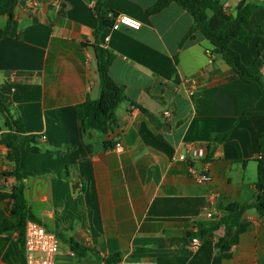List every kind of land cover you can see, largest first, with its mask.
<instances>
[{
	"label": "crops",
	"instance_id": "1",
	"mask_svg": "<svg viewBox=\"0 0 264 264\" xmlns=\"http://www.w3.org/2000/svg\"><path fill=\"white\" fill-rule=\"evenodd\" d=\"M158 1L107 0L109 12L142 24L114 31L100 26L99 0H21L11 34L0 42V101L7 106L0 110V226L17 171L25 174L29 213L59 238L57 264H264V218L254 208L241 217L228 250L223 224L204 239L195 236L229 205L256 202L264 100L200 31L190 36L195 21L187 10L171 3L149 13ZM220 1L233 15L243 1L257 6L246 26L253 41L231 42L251 66L264 0ZM6 22L0 17V30ZM95 46L114 54L110 75L126 94L106 134L85 132L76 116L77 106L100 96ZM9 118L17 128L8 127ZM228 131L226 141L212 140ZM10 132L18 168L2 139ZM191 148L204 156L180 160ZM193 171L209 173L211 182L197 183ZM16 235L0 234V263L23 264Z\"/></svg>",
	"mask_w": 264,
	"mask_h": 264
},
{
	"label": "trees",
	"instance_id": "2",
	"mask_svg": "<svg viewBox=\"0 0 264 264\" xmlns=\"http://www.w3.org/2000/svg\"><path fill=\"white\" fill-rule=\"evenodd\" d=\"M107 0H99L95 13L101 28L112 27L113 19L117 15L112 14L105 7ZM21 0H0V17L7 18L6 25L0 30V42L8 38L11 34L13 22L16 18V10ZM171 3H177L187 10L194 18L195 25L191 30L193 33L200 31L214 47L215 53L222 56L223 60L233 71L244 81L255 84L264 100V22L260 26V37L257 41V57L251 66H246L241 56L231 47V42L236 41L244 47L255 38V31L248 30L253 13L257 6L243 1L238 7L236 15L225 12L220 0H159L158 3L149 10V13H157L166 8ZM110 15L113 17L110 18ZM100 79V96L96 100L87 99L83 104L77 106L76 116L82 122L85 132L92 130L101 133H108L115 122V112L120 104L125 100V88L118 85L110 75V68L114 60V54L100 46H95ZM0 110H7V106L0 101ZM142 113L152 119V116L143 108ZM248 114V113H247ZM245 114L243 117H246ZM8 127L13 130L18 127V122L9 118ZM230 131L213 137L215 143H222L228 139ZM3 141L9 148V159L19 166L20 152L17 138L12 132L3 136ZM260 157L258 160V177L256 182L257 200L254 204L239 205L231 204L226 209V215L218 222L201 223L198 225L199 231L195 235L199 238H206L212 231L220 225L226 226V239L222 243V249L230 248L229 238L233 236L235 229L239 226L241 217L249 209H256L260 216L264 218V128L259 139ZM17 184L11 192L12 204L8 208V219L0 226V234L17 233L20 235V243L23 246L25 227L29 220L36 221L29 213L25 201L23 178L25 174H14ZM190 237L194 235H189ZM193 238V237H192ZM73 251L81 255L79 247L72 245ZM25 263L24 252L22 257Z\"/></svg>",
	"mask_w": 264,
	"mask_h": 264
},
{
	"label": "built area",
	"instance_id": "3",
	"mask_svg": "<svg viewBox=\"0 0 264 264\" xmlns=\"http://www.w3.org/2000/svg\"><path fill=\"white\" fill-rule=\"evenodd\" d=\"M112 17L113 16L110 15V18ZM126 21H131V23H127ZM141 27L142 24L140 21L126 15H117V17L113 19V26L111 27V29L114 31H118L122 28H127L138 31L141 29ZM209 62L212 63V60H210ZM189 88L190 94L193 95V92L196 88V82L194 80L189 81ZM163 116L165 118H168L170 116V112L168 110L164 111ZM116 149L121 151V144H118L116 146ZM203 156V150L191 148L187 151V154L181 155L179 159L182 161H186L188 159L193 160L196 158H201ZM192 174L193 178L199 184L209 183L212 180V177L209 175V173H197L193 171ZM79 187L82 188V184H80ZM211 216V214H208V217ZM12 241L14 243H20V235L17 234L12 238ZM23 246L26 264H57L56 256L60 251L59 238L55 233L49 231L43 225L32 220H29L27 222L25 227ZM191 247L192 249H198L200 247L199 239L193 238Z\"/></svg>",
	"mask_w": 264,
	"mask_h": 264
},
{
	"label": "clouds",
	"instance_id": "4",
	"mask_svg": "<svg viewBox=\"0 0 264 264\" xmlns=\"http://www.w3.org/2000/svg\"><path fill=\"white\" fill-rule=\"evenodd\" d=\"M127 23H131V21H128Z\"/></svg>",
	"mask_w": 264,
	"mask_h": 264
},
{
	"label": "snow or ice",
	"instance_id": "5",
	"mask_svg": "<svg viewBox=\"0 0 264 264\" xmlns=\"http://www.w3.org/2000/svg\"><path fill=\"white\" fill-rule=\"evenodd\" d=\"M126 22H128V21H126Z\"/></svg>",
	"mask_w": 264,
	"mask_h": 264
}]
</instances>
